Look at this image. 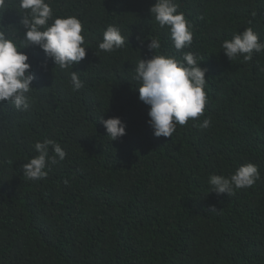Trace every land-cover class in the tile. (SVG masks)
<instances>
[{
  "label": "trees",
  "instance_id": "16d2710c",
  "mask_svg": "<svg viewBox=\"0 0 264 264\" xmlns=\"http://www.w3.org/2000/svg\"><path fill=\"white\" fill-rule=\"evenodd\" d=\"M46 2L54 18L80 19L87 55L63 70L38 46L24 49L35 75L32 106L0 104V264H264V52L245 63L221 48L248 27L264 42V0H176L193 32L182 51L152 18L156 0ZM22 12L19 0H6L0 29L23 38ZM109 25L126 38L111 53L98 49ZM152 37L161 41L156 53L147 48ZM185 52L207 70L204 114L156 137L135 65ZM72 70L84 84L75 91ZM102 116L120 117L126 134L111 141ZM205 119L211 126L199 127ZM45 139L66 157L29 181L22 165ZM249 162L261 174L252 187L210 192V175Z\"/></svg>",
  "mask_w": 264,
  "mask_h": 264
},
{
  "label": "clouds",
  "instance_id": "9594fccd",
  "mask_svg": "<svg viewBox=\"0 0 264 264\" xmlns=\"http://www.w3.org/2000/svg\"><path fill=\"white\" fill-rule=\"evenodd\" d=\"M6 7V0H0V9ZM23 10L20 24L26 30L23 38H16L8 31L0 29V104L12 105L17 111H29L32 106L31 91L34 88V73L31 71L29 55L24 49L38 46L45 56L51 58L63 70L73 69L86 58L83 25L76 16L55 17L53 9L46 0H19ZM176 0H156L149 11L160 28H167L174 48L182 51L192 45L193 32L184 13L178 12ZM52 21L49 24V21ZM128 39V38H127ZM140 43L145 38L138 37ZM126 38L121 29L109 25L103 32L98 49L111 53L125 46ZM147 48L156 53L161 48L159 38L152 37ZM224 54L231 60L242 57L247 63L254 53L264 52V42L251 27L222 42ZM201 59L192 52H185L182 60L171 55L154 54L151 58H140L135 65L134 79L138 82L139 100L149 106L148 125L156 137H172L177 125L183 126L191 119L197 120L205 111L207 95L205 92L206 69L201 67ZM47 70V61L41 63ZM73 90L84 87L76 71L71 72ZM111 141L126 134V122L120 117L102 116L99 119ZM211 126L205 119L201 128ZM33 158L22 165L23 176L29 181H39L47 177L57 158L62 161L66 151L52 139L36 141ZM51 152V154H50ZM261 179L259 166L247 163L239 166L229 176L212 174L208 183L210 192L217 195L232 196L238 189L252 187ZM67 182V181H66ZM212 210H216L214 207Z\"/></svg>",
  "mask_w": 264,
  "mask_h": 264
}]
</instances>
